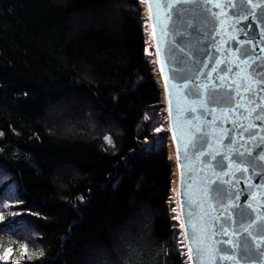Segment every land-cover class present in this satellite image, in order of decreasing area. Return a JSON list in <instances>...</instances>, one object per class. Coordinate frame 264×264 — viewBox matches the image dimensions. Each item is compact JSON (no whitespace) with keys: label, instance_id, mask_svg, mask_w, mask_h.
<instances>
[{"label":"trees","instance_id":"trees-1","mask_svg":"<svg viewBox=\"0 0 264 264\" xmlns=\"http://www.w3.org/2000/svg\"><path fill=\"white\" fill-rule=\"evenodd\" d=\"M141 11L0 0V233H32L24 264L188 263Z\"/></svg>","mask_w":264,"mask_h":264},{"label":"water","instance_id":"water-1","mask_svg":"<svg viewBox=\"0 0 264 264\" xmlns=\"http://www.w3.org/2000/svg\"><path fill=\"white\" fill-rule=\"evenodd\" d=\"M146 19L149 26L152 49L156 59L157 71L160 79V87L164 98V106L168 117V132L174 154L176 175L177 199L181 224L186 220L183 216L184 211L195 209L192 214V223L198 230L201 224V217L207 223H211L212 218L218 216L223 211V206L213 198L214 193L210 191L212 182L219 183L221 180L228 181L222 186L228 189L232 194L240 193L239 201L225 198L228 203H251L256 211L254 217L262 218L259 224L254 227L257 231L261 225H264V197H257L255 201L249 196V193L257 192V187H248V181L258 186L264 184V162L261 165L250 164V158L245 154L239 156L237 153L245 152L246 149H253L255 154L256 145H264V119H257V114L264 116V85L258 84L255 80L248 83L253 87V92H246L243 86L239 87V94L245 99L239 101L243 106L235 107L239 100L237 95V86L244 83L248 69L241 63L236 52L237 41L249 45L247 33H251L254 40L251 44L255 46L256 54L264 57V0H252L251 4L245 5L241 0H233L238 5L233 10L229 6L223 9L213 7L206 0H189L188 3H181L172 15L167 18V10L163 7L157 8L154 0H143ZM162 3V0H160ZM216 2V0H213ZM227 5V0H220ZM152 3L151 19L149 18V4ZM251 9V12L248 11ZM234 12L239 13L233 14ZM215 14V15H214ZM245 16L248 18L245 19ZM154 33V35H153ZM159 48V54L157 49ZM216 61H223L219 67L225 66L233 69L232 72H212L211 67ZM178 65L183 73L191 78L188 82L194 80L198 84H216L218 90V99L215 103H209L207 93L199 99L196 97H185L184 90L174 87L176 81L167 79L170 76L169 69ZM199 70V72L197 71ZM209 74V75H205ZM219 75L225 76L224 80H218ZM167 80V92L165 84ZM235 81V83H233ZM223 85V87H220ZM229 95L233 99L229 100ZM249 97L254 101L250 102ZM171 99V115H169V103ZM205 103V108H201L200 100ZM195 107L197 111L191 115L194 117L191 121L188 119L186 109ZM179 108V111H178ZM207 109V110H206ZM238 125L250 127L249 132L243 133ZM196 126H199L203 133L207 134L208 144L203 145L207 156H199L194 153L192 145L200 148L201 143L196 142L199 133L195 132ZM252 136L255 138L252 139ZM231 137V143L229 142ZM185 145H188L186 148ZM177 149H179V161H177ZM219 153V155H216ZM222 156L228 157L224 160L223 170L215 166V160ZM237 166L241 169L248 168L247 173L237 171ZM253 168L258 175L253 176ZM184 173V181L189 185L188 199L192 203V208L184 210L181 207L183 200L184 186L181 182V173ZM227 172L229 175L225 176ZM207 190V191H206ZM178 192L180 194H178ZM235 212L237 209H231ZM207 214V215H205ZM233 219H236L233 216ZM237 227V225H233ZM185 246L190 241L185 239V229L182 228ZM211 236V231L208 233ZM211 240L203 239L201 247H208ZM187 255L189 253L187 251ZM264 260V257L261 258ZM189 260V259H188ZM189 264H196L195 256L189 260ZM208 264V262H205ZM231 264V262H227ZM255 264V262H253Z\"/></svg>","mask_w":264,"mask_h":264},{"label":"snow or ice","instance_id":"snow-or-ice-1","mask_svg":"<svg viewBox=\"0 0 264 264\" xmlns=\"http://www.w3.org/2000/svg\"><path fill=\"white\" fill-rule=\"evenodd\" d=\"M189 0H154L155 6L157 8L163 7L167 10L166 15L168 19L172 18L177 5L181 3H188ZM207 3L212 4L213 7L223 9L225 6L231 7L233 10L237 9L238 5L233 3V0H227V5L221 3L220 0H206ZM241 2L245 5L251 4L252 0H241ZM153 4H149V18L151 19V9ZM251 12V9H248ZM233 14L239 15V13L234 12ZM215 15V14H214ZM248 17L245 16V19ZM154 35V33H153ZM249 39V45L246 46L243 42L237 41L236 52L238 53V58L241 60V63L247 66V73L243 78L244 83L242 85L237 86V95L239 96V100L236 102L235 107L239 108L243 105L239 102L245 99L244 96L239 94V87L243 86L246 92H253V87L248 83L250 80H255L258 84L264 85V57L258 56L256 54L255 46L251 44V41L254 40V37L251 36V33H247ZM261 52H264V48L260 49ZM157 53L159 54V48L157 49ZM223 61H216L215 65L211 67L212 72H232L233 69L225 66L224 68H220L219 66L223 64ZM170 76L167 79L176 81L177 83L174 87L181 88L184 90L185 97H196L197 99L203 97L205 93H207L208 102L215 103L218 99V90L217 85L212 84H198L193 80L192 83L188 81L191 79L183 73V70L178 66L174 65L169 69ZM199 72V70H197ZM209 75V74H205ZM226 77L219 75L217 77L218 80H224ZM235 83V81H233ZM223 87V85H220ZM165 90L167 92V80L165 84ZM264 91V89H261ZM233 97L229 95V100L231 101ZM250 102H255L251 97L248 98ZM169 103V115H171V99L168 100ZM201 108H205V103L201 99L200 105ZM207 110V109H206ZM179 111V108H178ZM188 113V119L191 121L194 117L191 115L195 113L197 109L195 107H191L186 109ZM257 119H264V116L257 114ZM239 128L242 129L240 132L241 139H243V133L249 132L250 127H245L243 125H238ZM195 132L200 135L196 137V142L201 143L200 148H196V144L192 145L194 153H197L199 156H207L208 153L204 151L203 145L208 144L207 134L203 133L199 126H196ZM255 137L252 136V139ZM107 139V138H106ZM264 140V138H262ZM229 142L231 143V137H229ZM187 148L188 145H185ZM255 154L253 153V149H246L245 152H239L237 155L244 156L245 154L250 158L249 163L254 165H261V162H264V145H256ZM216 155H219L217 153ZM215 160V156H213ZM228 159V157L222 156L221 159L215 160V166L221 170L225 167H231V165H225L224 160ZM177 161H179V149H177ZM264 166V165H262ZM248 168H239L237 166V171L241 173H247ZM225 176L229 175V173L225 172ZM253 176L258 175L253 168L252 172ZM181 182L184 186V191L182 193L183 200L181 203V207L184 210L192 208V203L188 199V187L189 185L184 181V173H181ZM225 183H229L228 181L221 180L219 183L212 182L210 187V191L214 193L213 198L217 200L223 206V211L216 217L212 218L211 223H207L204 221L203 217H201V224L199 229H196V226L192 223V214L195 209L191 211H184L183 216L186 220V224L182 223L181 227L185 229V239L190 241V244L187 246V251L189 253L188 259L192 260L193 256H195L196 264H227V262H231V264H264V260L261 258L264 257V225H261L257 231H254V227L259 224V221L262 219L260 217H254L253 213L256 211L253 208L251 203L241 204V203H228L225 198L232 199L234 195V199L239 201L240 193L232 194L228 189H225L222 185ZM248 187H257V192L249 193L245 196V200L252 198L253 201L257 199V197H264V184H259L258 186H254L251 184V180L248 181ZM207 191V190H206ZM178 194H180L178 192ZM264 203V202H262ZM231 209H237V211L233 212ZM175 211V209H172ZM207 215V214H205ZM233 216L236 219H233ZM233 225H237V227H233ZM6 230L0 228V231ZM209 231H211V236L208 235ZM203 239L211 240V244L208 247H201ZM9 252L11 249L8 250ZM27 251V246L25 245V252ZM25 253H21V258ZM6 258V257H5Z\"/></svg>","mask_w":264,"mask_h":264},{"label":"rangeland","instance_id":"rangeland-1","mask_svg":"<svg viewBox=\"0 0 264 264\" xmlns=\"http://www.w3.org/2000/svg\"><path fill=\"white\" fill-rule=\"evenodd\" d=\"M141 9H142V16H145V9H144V3L143 0H139ZM144 25H145V41H146V47H145V52L146 55L148 56L149 62L152 65V71L154 74V78L158 85L160 86V79L157 71V65H156V59L154 56V52L152 49V42H151V36H150V31L148 28L147 21L144 20ZM159 110L157 112H153L152 118L153 122L156 121V126L154 127V130L160 132V136L165 138L168 148L170 150V155L169 158L171 161H174V154H173V149L170 141V134L168 132V118L167 114H165V106H164V98L163 94H161V101L159 103ZM52 114L56 112H51ZM65 121H63L64 123ZM173 166V171H174V165ZM175 172V171H174ZM175 175V174H174ZM171 208L175 209V211H172L171 209V214L173 215L172 219L175 223V230L177 233V238H178V244L180 245L179 248H181V253L186 256L185 260H188V255H187V250L185 246V241L183 237V231L181 227V220H180V214H179V206H178V199H177V188H176V175L174 179L172 180L171 184V195H170V200ZM4 209L7 207L8 202L5 200L1 204ZM24 222H21L20 225L24 226ZM30 230V228H27ZM26 230H20V232L16 233H0V264H24V263H29L34 261L35 259V253L32 249V246L30 244L33 243L30 239L26 240V237L31 236L32 233H26ZM25 245L27 246V251L25 252ZM11 249L9 252L8 250ZM21 253H25L23 255V258H21ZM94 256V255H93ZM6 257V258H5ZM91 261L93 262V259L91 258ZM90 263V259H89ZM95 264V262H93ZM92 263V264H93ZM189 264V262L187 263Z\"/></svg>","mask_w":264,"mask_h":264},{"label":"bare ground","instance_id":"bare-ground-1","mask_svg":"<svg viewBox=\"0 0 264 264\" xmlns=\"http://www.w3.org/2000/svg\"><path fill=\"white\" fill-rule=\"evenodd\" d=\"M173 165H174V171H175V164L173 163Z\"/></svg>","mask_w":264,"mask_h":264}]
</instances>
